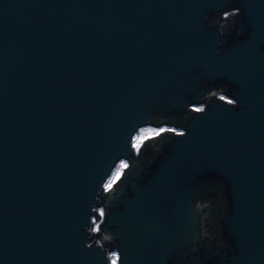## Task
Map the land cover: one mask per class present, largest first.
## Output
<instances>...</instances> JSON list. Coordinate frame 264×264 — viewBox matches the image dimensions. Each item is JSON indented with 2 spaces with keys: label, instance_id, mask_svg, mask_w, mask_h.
Segmentation results:
<instances>
[{
  "label": "water",
  "instance_id": "95a60500",
  "mask_svg": "<svg viewBox=\"0 0 264 264\" xmlns=\"http://www.w3.org/2000/svg\"><path fill=\"white\" fill-rule=\"evenodd\" d=\"M113 254L264 264V0H0V264Z\"/></svg>",
  "mask_w": 264,
  "mask_h": 264
},
{
  "label": "trees",
  "instance_id": "16d2710c",
  "mask_svg": "<svg viewBox=\"0 0 264 264\" xmlns=\"http://www.w3.org/2000/svg\"><path fill=\"white\" fill-rule=\"evenodd\" d=\"M224 86L217 88V90H223ZM159 118V117H158ZM158 118H154V121H158ZM176 127L179 126L180 128H182L183 126V122L180 121L179 124L175 125ZM174 127V128H176ZM173 128V130H174ZM167 133H164L161 135L162 138L166 137ZM138 158V156L132 155V158L129 159V162H132L134 160H136ZM219 188V183H208L207 185L203 186V191L201 193L202 195V199L204 200V215L206 216L205 219V226L208 228V236H211L212 238L206 240V243H210V242H220L221 239L217 238L216 236V230L214 229L216 227V225L214 224V219L216 218V216L219 215V213H221L222 211L225 210V205L223 204L224 199L221 196V194H217ZM96 212V210H94ZM96 220H98V214L96 212Z\"/></svg>",
  "mask_w": 264,
  "mask_h": 264
},
{
  "label": "snow or ice",
  "instance_id": "6c2138e0",
  "mask_svg": "<svg viewBox=\"0 0 264 264\" xmlns=\"http://www.w3.org/2000/svg\"><path fill=\"white\" fill-rule=\"evenodd\" d=\"M221 99L223 100L224 97H221ZM229 104L232 103V101H227ZM204 109L201 107H194L192 109L193 112L199 113L202 112ZM160 131H164V129H160V130H154V129H143L141 131V133L137 136L133 138L132 141V147L138 149L139 143L142 142V140L144 138H146L147 135H159ZM176 135L182 136L184 135L183 132H176ZM128 168V164L125 161H121L119 163V165L117 166L116 170L112 173V177L104 184V189L105 191H108L112 188L113 184L120 178V176L122 175V173L124 172L125 169ZM100 215L102 216L103 213L101 212ZM99 227V225H97V228ZM95 230V229H94ZM112 264H117V257L113 256L112 258Z\"/></svg>",
  "mask_w": 264,
  "mask_h": 264
},
{
  "label": "flooded vegetation",
  "instance_id": "af4514ba",
  "mask_svg": "<svg viewBox=\"0 0 264 264\" xmlns=\"http://www.w3.org/2000/svg\"><path fill=\"white\" fill-rule=\"evenodd\" d=\"M237 10H235V9H232V10H230V12H228V13H225V14H223V16H222V19H225V20H228L232 15L233 16H236L237 15ZM220 87H222V86H216L214 89H216L217 90V88H220ZM221 97H224V100L225 101H229L228 99H226V97L223 95H218V98L219 99H221ZM203 105H204V102L203 103H199V104H197V105H194V106H192V108L191 109H193L194 107H201V108H203ZM180 123V122H179ZM178 123V124H179ZM158 125V124H157ZM151 127H156L157 128V130H160V129H164V131H160L159 132V135H157V136H161L162 134H164L165 132H168V131H172L173 130V128L174 127H176L175 125H165V124H162V126H160V125H158V126H155V125H152ZM176 131H179L181 128L179 127V126H177L176 128H174ZM180 132V131H179ZM140 146V145H139ZM141 147H139L138 149H136V148H134V151H135V154H138V151H141V149H140ZM128 164V163H127ZM115 256L117 257V255L115 254Z\"/></svg>",
  "mask_w": 264,
  "mask_h": 264
},
{
  "label": "rangeland",
  "instance_id": "374dc122",
  "mask_svg": "<svg viewBox=\"0 0 264 264\" xmlns=\"http://www.w3.org/2000/svg\"><path fill=\"white\" fill-rule=\"evenodd\" d=\"M229 100V99H228ZM143 129H154V130H157V128L156 127H143V128H141V130L139 131V133L138 134H136L134 137H137L140 133H141V131L143 130ZM152 136H157V135H147L146 136V138H144L143 140H145V139H147V138H152ZM142 142H140L139 143V145L141 144ZM138 148H139V146H138ZM116 169H114V171H115ZM113 171V172H114ZM112 177V176H111ZM110 177V178H111ZM121 177V176H120ZM109 178V179H110ZM113 256H115V254H113Z\"/></svg>",
  "mask_w": 264,
  "mask_h": 264
},
{
  "label": "built area",
  "instance_id": "2783aa9c",
  "mask_svg": "<svg viewBox=\"0 0 264 264\" xmlns=\"http://www.w3.org/2000/svg\"><path fill=\"white\" fill-rule=\"evenodd\" d=\"M97 212L99 213V218H98V220H96V219L94 220V223H96L94 226L95 230H97V225L101 222L102 217H103V215L102 216L100 215L101 212L103 213L102 207L97 208Z\"/></svg>",
  "mask_w": 264,
  "mask_h": 264
}]
</instances>
